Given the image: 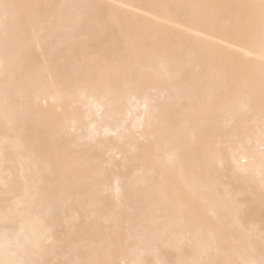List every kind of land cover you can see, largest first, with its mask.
<instances>
[{
    "label": "bare ground",
    "instance_id": "bare-ground-1",
    "mask_svg": "<svg viewBox=\"0 0 264 264\" xmlns=\"http://www.w3.org/2000/svg\"><path fill=\"white\" fill-rule=\"evenodd\" d=\"M258 2L0 0L35 6L0 22V259L258 262L260 50L198 7Z\"/></svg>",
    "mask_w": 264,
    "mask_h": 264
},
{
    "label": "snow or ice",
    "instance_id": "snow-or-ice-1",
    "mask_svg": "<svg viewBox=\"0 0 264 264\" xmlns=\"http://www.w3.org/2000/svg\"><path fill=\"white\" fill-rule=\"evenodd\" d=\"M35 7L31 5H14L8 3H0V22L5 26L13 15L14 10L18 8ZM209 10L212 16H229L236 20L237 28L243 32L245 37L253 43H257L260 50V60L262 62V91H261V108L264 110V0H259L258 3H246V4H220V5H202L198 6ZM147 108V105L145 106ZM264 134V133H262ZM264 179V178H262ZM242 197L238 196L233 202V210L236 213L237 224L241 234L251 235L252 229L245 226L241 217L247 207L241 203ZM167 237V232L164 233L161 239ZM264 237V233H262ZM155 240V237H153ZM20 242V238L11 240L5 235V242L3 244V252L6 257H12L10 259H0V264H47V262H37L24 258H17L22 253H26L28 244ZM51 243V241H49ZM42 251L46 249L42 248ZM125 250L131 255L130 260H125L123 264H172L171 261L160 259L161 249L159 247H152L151 242H140L139 246L134 247L131 239L125 245ZM156 256L155 260L148 259L150 256ZM55 264H100L99 261L91 260H75L63 262L57 261ZM108 264H120L118 261H109ZM199 264H218L214 260H201ZM224 264H264V253H262L261 259L257 262L251 259H240L237 261L227 260Z\"/></svg>",
    "mask_w": 264,
    "mask_h": 264
}]
</instances>
